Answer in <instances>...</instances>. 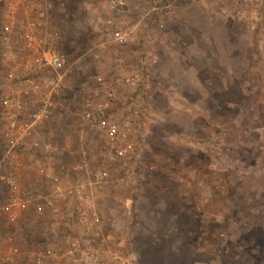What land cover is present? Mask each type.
<instances>
[{"label":"rangeland","instance_id":"obj_1","mask_svg":"<svg viewBox=\"0 0 264 264\" xmlns=\"http://www.w3.org/2000/svg\"><path fill=\"white\" fill-rule=\"evenodd\" d=\"M47 247L38 264H264V0H0V264Z\"/></svg>","mask_w":264,"mask_h":264},{"label":"built area","instance_id":"obj_2","mask_svg":"<svg viewBox=\"0 0 264 264\" xmlns=\"http://www.w3.org/2000/svg\"><path fill=\"white\" fill-rule=\"evenodd\" d=\"M42 62L46 66L51 68L54 72H56L58 76L64 72L65 67H66L65 57L54 51H47L44 57L42 58ZM51 105H52V102L49 99H46L42 103L40 108L36 112L33 113L32 115L33 119L31 123L28 124L29 126H26L25 128H23L20 132H18V134L11 135L8 138V143L10 147H14L19 144L21 137L24 136V133L27 131L28 127H31L33 124L41 121L42 118H44L45 116L49 114ZM84 118L91 126L95 125L96 127L100 128L101 131L104 132V135L106 136L108 140L107 142L108 144L112 145V143H114L119 138V131L117 129V126L113 122H110L104 119L103 113L100 107L94 110L87 109L84 113ZM126 148L127 149L131 148V144L128 143L126 145ZM126 148L124 149L117 148V147L114 148V152L112 154H109L108 158L111 160H114L117 157H121L126 151ZM1 178L5 181V183L10 184L11 186L13 185L12 175L3 174ZM53 180H55L54 177H53ZM57 189L59 190L60 188L57 186ZM2 210L7 212L9 210V206L5 205L4 207H2ZM52 256H53V251L50 248H47L44 252L37 254L36 256L37 264L40 263L41 257H52Z\"/></svg>","mask_w":264,"mask_h":264},{"label":"crops","instance_id":"obj_3","mask_svg":"<svg viewBox=\"0 0 264 264\" xmlns=\"http://www.w3.org/2000/svg\"><path fill=\"white\" fill-rule=\"evenodd\" d=\"M48 243H50V241H48ZM48 243H47V245H49ZM47 248H48V247H47ZM47 248H46V249H47ZM38 252H39V253H42V252H44V250H40V251H38ZM70 253H72V251H69V254H70ZM37 254H38V253H37ZM40 259H41V261H42V260H44V259H48V257H41Z\"/></svg>","mask_w":264,"mask_h":264}]
</instances>
